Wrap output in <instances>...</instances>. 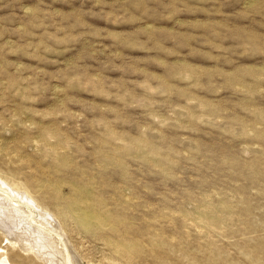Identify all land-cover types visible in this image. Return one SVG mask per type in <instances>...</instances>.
Returning a JSON list of instances; mask_svg holds the SVG:
<instances>
[{"label": "rangeland", "instance_id": "1", "mask_svg": "<svg viewBox=\"0 0 264 264\" xmlns=\"http://www.w3.org/2000/svg\"><path fill=\"white\" fill-rule=\"evenodd\" d=\"M0 177L76 264H264V0H0Z\"/></svg>", "mask_w": 264, "mask_h": 264}, {"label": "bare ground", "instance_id": "2", "mask_svg": "<svg viewBox=\"0 0 264 264\" xmlns=\"http://www.w3.org/2000/svg\"><path fill=\"white\" fill-rule=\"evenodd\" d=\"M34 209L39 210L37 218L33 217ZM50 218L51 214L44 211L29 193L0 177V229L12 241L13 248H19L14 250L17 256L27 261L37 257L44 264H76ZM53 235L60 238V242ZM0 264L17 263L0 254Z\"/></svg>", "mask_w": 264, "mask_h": 264}]
</instances>
